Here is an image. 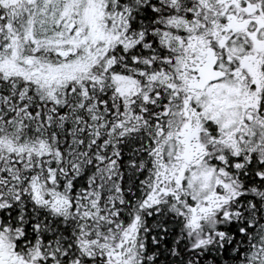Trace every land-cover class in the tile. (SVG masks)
I'll return each mask as SVG.
<instances>
[{
    "label": "snow or ice",
    "instance_id": "1",
    "mask_svg": "<svg viewBox=\"0 0 264 264\" xmlns=\"http://www.w3.org/2000/svg\"><path fill=\"white\" fill-rule=\"evenodd\" d=\"M0 264H264V0H0Z\"/></svg>",
    "mask_w": 264,
    "mask_h": 264
}]
</instances>
